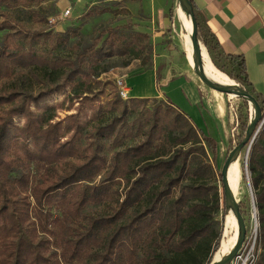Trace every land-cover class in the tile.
Wrapping results in <instances>:
<instances>
[{
    "label": "trees",
    "instance_id": "trees-1",
    "mask_svg": "<svg viewBox=\"0 0 264 264\" xmlns=\"http://www.w3.org/2000/svg\"><path fill=\"white\" fill-rule=\"evenodd\" d=\"M50 1L0 0V264H210L222 238L215 216L226 211L214 134L168 101L122 100L103 80L133 62L150 70L149 35L132 23L90 37L79 27L55 32L46 26L55 6L42 7ZM104 1L110 5H93L79 19L113 13L109 6L120 3ZM189 1L214 66L254 96L264 116L244 57L222 53ZM11 11L38 28L13 23ZM67 90L74 113L59 118L63 103L41 106ZM247 110L242 100L240 142ZM247 170L259 224L250 264H264V124Z\"/></svg>",
    "mask_w": 264,
    "mask_h": 264
},
{
    "label": "crops",
    "instance_id": "crops-1",
    "mask_svg": "<svg viewBox=\"0 0 264 264\" xmlns=\"http://www.w3.org/2000/svg\"><path fill=\"white\" fill-rule=\"evenodd\" d=\"M172 2L137 0L130 11L134 17L132 24L135 30L150 37L152 68L146 72L138 71L132 79L122 76L130 87V95L168 101L196 128L204 132L210 130L218 147L221 145L220 154L225 153L229 145L230 120L223 94L206 88L182 64L187 57L184 40V51L181 49L179 25L183 38L186 25L183 20L180 24L178 18L176 21L177 2ZM193 2L204 16L205 27L219 41L222 53L244 57L248 78L256 93L264 97V0Z\"/></svg>",
    "mask_w": 264,
    "mask_h": 264
},
{
    "label": "rangeland",
    "instance_id": "rangeland-1",
    "mask_svg": "<svg viewBox=\"0 0 264 264\" xmlns=\"http://www.w3.org/2000/svg\"><path fill=\"white\" fill-rule=\"evenodd\" d=\"M118 1H120V3L118 5L109 6V7H111V9H113V13H108V14L100 16L96 19L88 20L87 23H85L84 19L81 20L78 17L81 16L83 13H85L93 5H100V6L107 7L108 5H110V2L104 1V0H53V1H50L46 4H43L42 7L43 8H47V7L50 8V6L54 5L55 6L54 8L56 9V15L51 16L49 18V19H54L56 21V24L54 26H50L48 23L46 25L47 28H50L55 32L56 31L63 32L66 28H68L70 26L71 27H79L81 33L85 37H90L95 31H97L98 29H100L101 27H104V26H108V25L114 26V25H123L126 23H133L134 17L131 15L130 11L135 8V4H136L137 0H118ZM173 2L175 4V2H177V1L173 0ZM92 3H93V5H92ZM176 6H177V3H176ZM65 10L70 11L69 18L61 19L60 18L61 14ZM1 11H3V10H1ZM9 13H10L9 15H10V18L13 21V23L14 22L19 23V24H21L20 26H22L23 28H25L27 30H36L38 28L37 25L32 23L27 18V16L25 15V12H23V11L12 12L11 11ZM177 18H178V14H177V8H176V21H177ZM4 19H5L4 17L0 16V22H2ZM178 22L180 24L179 18H178ZM179 30H180L179 37H180V42H181V49L183 50L184 49L182 47L183 36H182L180 25H179ZM2 34L3 33L0 32V40L2 38ZM60 54L64 55L63 52H60ZM182 55L184 56V54H182ZM207 56H208V59L211 62V64L214 66V64L210 58V55L207 54ZM191 63H192V61L189 62L187 58L185 61L182 60V64L186 66V68L188 69V72L193 77H195V79H197V81H200L197 78L196 73L194 71L193 63L192 64ZM217 64L222 65L223 62L219 61V62H217ZM138 68H139V63L133 62L132 64H130V66H128L126 68H116V69L112 70L110 73L103 76L102 78L105 81L111 80L112 82H114V85H115L116 79L122 75L130 76V79L135 77L136 73L141 70ZM125 84H126L127 88L130 89V87H128L129 85H128V83H126V81H125ZM129 84L132 85L133 83L131 81H129ZM146 88L151 89L150 87H146ZM160 90H162V89L159 88V91ZM110 92L111 91L108 88L104 91V94L101 95L100 100H101V103L103 106L105 105L106 101L111 98ZM69 93H71V92L69 90H67L66 92H64L62 94L52 96L45 103L41 104V106L42 107L55 106L56 104L63 103V108L61 110H57V115L59 118H64L66 115L74 113L75 109L77 108V103H74V104H72L73 106H72L71 110L67 111V109L70 107V105H69L70 100L68 97ZM222 97L225 100L227 116H228V119L230 120V124H229V128H228L229 145L227 146L225 153L223 152L220 154L221 145H220V147H218L219 149H217L215 158H216V165L218 166V169H217L218 172L221 171V168L223 167V164H224L228 154L230 153V151H232L233 148L236 147L241 140L240 131H239V127H238L239 123H238V121L237 122L235 121V117H234V114L232 112V109H234V111H236V115H237V117H239V115H240L239 108L242 104V99L234 97L232 95L228 96V95H224V94ZM129 98H136V97H134L133 95H130ZM247 112H248V117H249V121H250L251 117L254 115V109L249 104H248ZM87 114L89 115L90 112H88ZM262 117H264V116H262ZM16 123L20 125L22 123L21 119H19V118L16 119ZM263 124H264V118H263L262 125ZM232 131L234 132V137H232V134H233ZM252 144H251L248 151H247V147L242 149L239 157L237 158V164L238 165L236 167H237V173H238L239 178L237 177V180L234 182L235 185L232 184L233 185L232 191L234 190L233 191L234 197L236 198V201L238 202L239 208H241L243 211V219H244L245 227H246V236H245V240L243 243L244 248H243L241 260H237L236 262H232V264H249V263H251L253 260L255 251H257V236H258L259 224L257 221V210L254 207L253 190H252V187H251L250 182H249L250 173L247 170L248 159H249ZM217 185L219 188V192L222 194L223 193V187L221 186V183H217ZM215 221H216V225H215L216 229L222 230V238L220 241V245L222 244V242L227 241L229 239H232V244H233L234 237L236 236V233H237V231H236L237 226H236L235 219L232 217L231 211L228 212V210H227L223 213V215H222L221 211H219L218 215L215 216ZM230 221H232V225H230ZM220 245H219L217 252L213 256L212 261H213L214 257H216V255L220 253Z\"/></svg>",
    "mask_w": 264,
    "mask_h": 264
},
{
    "label": "water",
    "instance_id": "water-1",
    "mask_svg": "<svg viewBox=\"0 0 264 264\" xmlns=\"http://www.w3.org/2000/svg\"><path fill=\"white\" fill-rule=\"evenodd\" d=\"M177 1L179 5L183 7L188 13L189 20L191 23L189 44L191 47V52L194 56L195 64L197 67H199V73L196 74L197 78L206 88L224 95H228V96L232 95L234 97L240 98L245 102H247V104H249L254 109V115L251 117L248 123L244 139L236 147H234L232 151H230L220 172L222 177L223 195H224L226 211L228 210V212L229 211L232 212V215L236 221L238 236L235 244L233 245L229 253L222 260L212 261L210 264H231L244 243L246 236V227L242 214L240 213L239 210L238 202L234 198L232 190L228 184V180H227L228 169L231 163L233 162V160L239 157L242 149L247 147V151L249 150L251 144L253 143L262 125L264 117H262V109L259 103L257 102L256 98L250 95L245 90H243L237 83H234L233 85L230 86H226V85L217 84L211 80V78L208 76V74L205 72L203 68L204 59L201 48V46L203 45L198 40L197 22L193 13L191 2L189 0H177Z\"/></svg>",
    "mask_w": 264,
    "mask_h": 264
},
{
    "label": "bare ground",
    "instance_id": "bare-ground-1",
    "mask_svg": "<svg viewBox=\"0 0 264 264\" xmlns=\"http://www.w3.org/2000/svg\"><path fill=\"white\" fill-rule=\"evenodd\" d=\"M177 14H178V18L180 20H183L185 22V25H186V30H185V34H184V38H183L184 44H185L186 57H187L189 62L192 61L193 68L196 71V73H199V67H197L195 64L194 56L191 52V47L189 44V34L191 31V23L189 20V16H188V13L186 12V10L179 5L178 1H177ZM201 48H202V55H203V59H204L203 68H204L205 72L208 74V76L211 78V80L214 81L215 83L221 84V85H226V86L233 85L235 82L231 81L223 73H221L219 70H217L209 61L206 49H204L203 46H201ZM237 165H238L237 159H234L233 162L231 163L229 169H228L227 180H228V184H229L231 190L233 188L232 184L235 185L234 182L237 180V177H238L237 167H236ZM233 191H232V193H234ZM233 196H234V194H233ZM232 217H233V215H232ZM230 225H232V221H230ZM237 236H238V232L236 233V236L234 237L233 244H232V239H229L227 241L222 242V244L220 245V253L217 254L216 257H214L213 261L222 260L229 253V251L232 249L233 245L235 244V242L237 240Z\"/></svg>",
    "mask_w": 264,
    "mask_h": 264
},
{
    "label": "built area",
    "instance_id": "built-area-1",
    "mask_svg": "<svg viewBox=\"0 0 264 264\" xmlns=\"http://www.w3.org/2000/svg\"><path fill=\"white\" fill-rule=\"evenodd\" d=\"M70 15V11L69 10H65L62 14H61V19H66L69 18ZM48 23L50 26H54L56 24V21L54 19H49ZM115 87L117 89V93L119 95V97L122 100H127L129 99L130 96V90L127 88L126 84H125V78L123 76H120L116 79L115 81ZM232 112L234 114L235 117V121L237 122V115H236V111H234V109H232ZM233 132V131H232ZM232 137H234V132L232 134ZM243 245L241 247V249L239 250V252L237 253L236 257L233 259L232 262H236L237 260H241L242 257V252H243ZM232 264V263H231ZM250 264V263H249Z\"/></svg>",
    "mask_w": 264,
    "mask_h": 264
}]
</instances>
